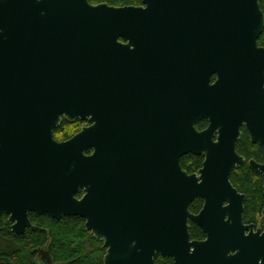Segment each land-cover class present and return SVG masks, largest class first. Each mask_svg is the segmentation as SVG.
Wrapping results in <instances>:
<instances>
[{"label":"water","instance_id":"1","mask_svg":"<svg viewBox=\"0 0 264 264\" xmlns=\"http://www.w3.org/2000/svg\"><path fill=\"white\" fill-rule=\"evenodd\" d=\"M141 2L0 0V219L8 216L11 234L19 236L35 229L29 213L80 217L106 249L103 264H154L159 256L174 264H264V230L243 226L244 196L229 181L243 163L235 153L242 124L264 149L259 0ZM128 29L155 36L150 40L161 54L171 53L177 76L194 62L219 77L217 142L216 128L197 132L178 117L171 152L151 178L126 175L99 124L64 142L53 137L62 115L72 120L105 108L108 49L120 46ZM187 154L204 157L197 175L180 167ZM250 168L262 174L264 195V163ZM197 197L205 205L193 216L188 205ZM188 220L205 242L190 241Z\"/></svg>","mask_w":264,"mask_h":264},{"label":"flooded vegetation","instance_id":"2","mask_svg":"<svg viewBox=\"0 0 264 264\" xmlns=\"http://www.w3.org/2000/svg\"><path fill=\"white\" fill-rule=\"evenodd\" d=\"M131 6H142V2L140 0L139 5ZM127 32L122 38H118L120 46L108 49L110 57L106 62L109 64L111 73L107 84L105 108L93 110L83 116L79 115L72 120L68 116L62 115L60 124L55 130L61 129L63 133L61 139L55 140L58 142L67 141L83 129L99 124L106 128L110 151L114 157L121 158L126 175H146L151 178L152 175L153 177L155 175L159 160L165 159L166 154L171 152L174 142L173 131L177 128L178 117L186 121L182 126L192 128L197 132H203L210 127L216 128L212 142H217V138H219L217 128H220V87H217L216 83L219 82V77L215 73L208 75V64L201 63L199 65L194 62L186 64L187 74L177 76L175 74L177 64L171 59V53H169L170 57L168 54H161L160 44L150 40L155 36H140L136 34L138 31L133 29H128ZM258 46L264 48V43L258 44ZM178 106L183 113L179 116L177 114ZM239 132L240 137L235 143V153L243 160V163L233 168L232 171L246 167L252 177L260 181V192L263 198L260 212L255 214L253 219L249 218L245 211L247 193L234 187L230 177L229 181L237 193L244 196L242 202L243 226L251 227L253 233L258 230L262 233L264 230L263 177L262 174L251 170L250 163L262 165L264 149L258 143L250 141L245 124L241 125ZM91 153L90 150L87 155ZM194 157L200 159V166L191 172L184 171L181 167L182 160ZM203 162V156L187 154L181 157L180 167L187 175H197ZM82 196L83 191H80L77 198L80 199ZM204 205L205 201L197 197L188 205V212L197 216ZM226 205L224 204V206ZM33 216L46 215L29 213L28 219L32 226L34 225L30 218ZM2 217H6V221L8 220V216L2 215ZM83 222L85 224V220ZM187 224L190 241L205 242L207 240V236L201 228L191 220H188ZM195 229L199 230L200 234L193 235L192 230ZM28 230L26 229L25 232ZM248 233L249 231L245 232L246 235ZM89 234L91 235V233ZM40 250L47 252L50 264H56L47 249V244L44 248L35 250L34 264H46V259L39 252ZM166 258L168 257L159 256L154 260V264H157L160 259ZM168 259L173 263L171 258Z\"/></svg>","mask_w":264,"mask_h":264},{"label":"trees","instance_id":"3","mask_svg":"<svg viewBox=\"0 0 264 264\" xmlns=\"http://www.w3.org/2000/svg\"><path fill=\"white\" fill-rule=\"evenodd\" d=\"M93 5L106 3L114 7L139 5L140 0H90ZM259 7L264 14V0H259ZM264 43V30L258 39V44ZM63 131H53L56 140L61 139ZM244 139V138H243ZM200 159L186 158L181 162L184 171L191 172L200 166ZM230 181L239 191L247 193L245 211L249 218L260 212L262 196L260 181L252 177L246 167L233 170ZM35 226L34 231H26L21 236L10 233L6 217L0 220V264H34L35 250L47 249L56 264H103L105 249L102 242L92 238L85 231L84 222L77 217H63L54 220L47 216H33L30 218ZM193 235L200 234L199 230H192ZM157 264H173L170 259H160Z\"/></svg>","mask_w":264,"mask_h":264}]
</instances>
